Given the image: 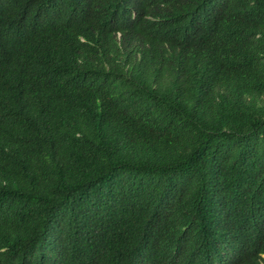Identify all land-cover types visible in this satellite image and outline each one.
<instances>
[{"label":"trees","instance_id":"trees-1","mask_svg":"<svg viewBox=\"0 0 264 264\" xmlns=\"http://www.w3.org/2000/svg\"><path fill=\"white\" fill-rule=\"evenodd\" d=\"M133 1L41 29L54 85L16 83L31 30L0 42V264H187L223 208L258 229L234 264L264 252V0Z\"/></svg>","mask_w":264,"mask_h":264},{"label":"clouds","instance_id":"clouds-1","mask_svg":"<svg viewBox=\"0 0 264 264\" xmlns=\"http://www.w3.org/2000/svg\"><path fill=\"white\" fill-rule=\"evenodd\" d=\"M72 1L0 0V18L4 17L5 21L11 22V29L13 30L8 29L5 38L0 41L4 47L11 42V33L18 34L16 32L18 29L31 30V37L27 39V47L22 50V53L18 57L21 72L16 83L28 84L21 87L34 88L38 86L43 69L48 70L47 75L50 78V82L52 85L55 84L52 77L56 78L57 75L54 74V63L47 52V43L51 39V34L48 31H41V29H46L48 23L52 20L59 21L62 17V7L70 6ZM95 1L97 5L104 9V16L112 18L111 21L116 19L118 13L122 18L123 25L126 21L132 20L139 10L138 4L133 0ZM166 10L164 8L155 9L156 15L160 20H162ZM9 16H12L11 21L8 19ZM146 19L150 18L146 17ZM189 22L193 25L194 36H197L198 26L193 16ZM120 30L115 32L116 38L119 37ZM151 34L159 42L157 49L167 48L157 35V31ZM188 54L194 53L177 54V65L182 64L183 59ZM13 94L11 93L10 96H13ZM253 214L259 218V211H253ZM204 222L203 232L195 233L186 246L189 250L192 247H198L197 250L187 251V264H234L242 259L245 252L255 253L258 229L250 227L243 219L235 217L232 214L229 215L223 208L214 214L209 213ZM169 259L171 260V264H175L171 258ZM263 261L264 252L257 253L256 263L262 264ZM154 264L158 263L154 262Z\"/></svg>","mask_w":264,"mask_h":264}]
</instances>
